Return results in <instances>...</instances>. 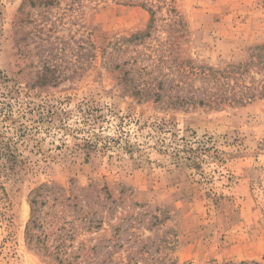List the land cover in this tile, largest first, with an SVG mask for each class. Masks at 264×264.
I'll return each instance as SVG.
<instances>
[{
    "label": "rangeland",
    "instance_id": "obj_1",
    "mask_svg": "<svg viewBox=\"0 0 264 264\" xmlns=\"http://www.w3.org/2000/svg\"><path fill=\"white\" fill-rule=\"evenodd\" d=\"M261 45L264 0H0V264H264V98L199 102Z\"/></svg>",
    "mask_w": 264,
    "mask_h": 264
},
{
    "label": "trees",
    "instance_id": "obj_2",
    "mask_svg": "<svg viewBox=\"0 0 264 264\" xmlns=\"http://www.w3.org/2000/svg\"><path fill=\"white\" fill-rule=\"evenodd\" d=\"M136 37H138V35ZM256 49H258V51L254 53L255 57L264 55V45L257 46ZM258 62H262L263 64L258 68L257 73L264 72V60L261 61V59H259ZM253 63L254 62L251 60L248 65L239 64L238 66L225 67L219 74H216L218 70L209 69L211 71L205 72V86L201 87L205 98L201 99L199 102L204 103L207 99L218 104L223 102L243 103L250 99L264 98V73L259 81H256L253 77L246 83V79L242 78V75L248 71L249 65ZM236 75L237 77H235ZM210 82H212L213 85H211ZM178 98L181 102H187L185 100H188V102L195 100L194 94L187 99H181L182 97ZM11 161L12 159L8 158V162Z\"/></svg>",
    "mask_w": 264,
    "mask_h": 264
}]
</instances>
